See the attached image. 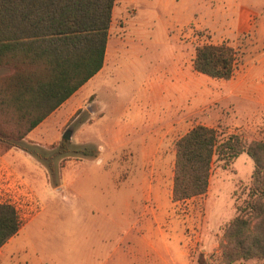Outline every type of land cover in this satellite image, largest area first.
<instances>
[{"label": "rangeland", "instance_id": "rangeland-1", "mask_svg": "<svg viewBox=\"0 0 264 264\" xmlns=\"http://www.w3.org/2000/svg\"><path fill=\"white\" fill-rule=\"evenodd\" d=\"M232 19L229 0H116L108 60L98 75L104 81L97 83L72 120L56 130L47 128L49 138L25 142L51 156L56 167L51 175L36 156L25 163L29 170L25 190L35 204L28 201L31 207L17 208L25 227L39 213L37 204L44 207L38 217L50 206L44 214L47 216L30 226L32 233H40L39 244L46 248L47 257L57 253L54 264H96L98 257L88 254L100 248L96 237L108 213L114 226L104 227V235L110 237L104 250H111L134 222L143 237L136 244L137 250H129L125 242L124 255L110 257L109 264H165L155 262L150 243L167 264H229L223 259L221 243L226 224L237 215L236 204L243 203L250 186L254 161L246 152L228 165L214 158L206 194L173 203L169 161L159 163L162 172L157 174L158 183L154 182L156 190L149 193L148 181L143 177L144 163L133 159L121 162L117 155L108 161L107 151L119 130L125 138L140 141L146 125H156L172 116L182 121L174 147L176 140L197 124L215 127L220 140L236 133L248 143L264 141L261 104L237 96L216 102L219 93L212 89L220 78L200 73L193 66L196 47L206 43L232 44L243 64L257 54L264 55V34H237L230 24ZM185 119L189 123L186 127ZM69 128L70 149L87 150L88 155H54ZM118 185L124 188V194L113 190ZM76 195L80 202L83 199L92 204L94 223L84 221L78 229L92 236L94 243L78 242L71 247V229L78 212L72 207ZM12 197V192L0 194L2 201ZM180 244L186 254L179 258Z\"/></svg>", "mask_w": 264, "mask_h": 264}, {"label": "trees", "instance_id": "trees-1", "mask_svg": "<svg viewBox=\"0 0 264 264\" xmlns=\"http://www.w3.org/2000/svg\"><path fill=\"white\" fill-rule=\"evenodd\" d=\"M116 0H0V150L20 147L56 172L54 160L23 139L101 70ZM238 50L228 42L195 49L194 69L230 79ZM73 117L71 118V120ZM62 140L54 155L69 152ZM242 152L254 161L250 186L221 243L227 263L264 264V141L232 133L219 139L215 127L197 124L175 142L172 201L204 196L214 158L225 165ZM15 206L0 202V247L21 228ZM200 264H202L199 261Z\"/></svg>", "mask_w": 264, "mask_h": 264}, {"label": "crops", "instance_id": "crops-1", "mask_svg": "<svg viewBox=\"0 0 264 264\" xmlns=\"http://www.w3.org/2000/svg\"><path fill=\"white\" fill-rule=\"evenodd\" d=\"M229 1L233 17L230 24L236 27L237 34H264V0ZM229 32H231V29H229ZM260 55L257 54L254 56V58H250L246 62L244 61V64L242 59L236 60L232 77L230 79L220 78L217 86H214L212 89L214 92L216 91L219 93V96L215 100L216 102L222 101L226 98L237 96L242 97L246 100H255L264 108V55ZM106 60H108V42L106 46L105 60L101 70L97 72L93 77H91L78 90H76L39 125L33 128L23 139V141L27 142L30 140L39 142V140L42 141L44 138H49L50 135L49 133H47L48 127H50V129L56 130L64 123H67L69 120H71V118L78 111H80L81 108H83L88 97L96 90L97 83L104 81L103 77H99L98 75L104 69ZM102 113L104 115L105 112L103 111ZM174 118L172 116L171 118L165 119L164 122L158 123L156 125H146V134L140 141H132L131 138H125L126 135H122L121 130H119L117 138H115L113 142L108 145V161H110V156L115 157L117 155L118 160L121 162H126L129 159H133V161L139 160L144 163V173L146 174L143 173V177L146 179V181H148V185L146 188L149 193H151L155 189L154 182L158 183L157 181H155L158 177L157 174H159V172H162L159 169V163H164L167 161L170 162L171 178H173L175 161L174 140L176 139V133L180 129L182 122L181 120H175ZM188 124L189 123L187 119H185V127ZM35 144L39 145L38 143ZM132 146L134 148H132ZM33 157L34 156L32 154L20 147H12L7 150H0L1 195L4 196L7 192L22 193L23 191H26L25 189L28 190V187H26L27 180L25 179V177L29 176V170L25 166V163H29L30 159ZM122 173L123 175H126L125 170H123ZM113 190H116L118 195L120 194V190H122L124 194V188L122 187L121 189L120 185L115 186ZM75 197L76 202L72 204V207L78 212H76L75 219H73V225L75 226L71 229L70 245L71 247H73L74 244H78V242H86L87 245L88 243L93 244V237L87 236V234L83 235L82 229H78V224L84 223V221L85 224L91 222L92 224L94 223L95 217L93 216V212L91 210L92 204L89 203V201H83L82 198V202H80L78 196L76 195ZM0 201L2 202L1 199ZM117 203H119L118 197ZM43 208L44 207L40 208L41 211L39 210V213L35 214L28 221H31V223L27 224L25 227L21 226L19 231L15 235H13L3 246L0 247V264L55 263L54 259L58 257L57 253H53L50 251L51 253H49V257H47L46 248L41 247L39 244L41 239L40 233L37 235L32 233V227L30 226L35 223L36 220H40L47 216L44 214L48 211L50 206H48V209L38 217V215L43 211ZM108 214L101 223V234L96 237V241L100 245V248H98L96 252L94 251L90 252L91 254H88V256H90L91 258L98 257L99 260L96 264H109L110 257H119L124 255L125 242H128L129 250H137L139 245L136 246V244H138L140 238H143L140 237L138 233L139 227L136 228V225L138 223L134 222L127 230V232H123V234H120L121 237L118 238V241L114 244L111 250H104L105 247L108 248L106 244L110 239L109 235H104V227L114 226V224L112 223V221L114 220H112ZM55 216L56 215H54V217ZM152 244L153 243H150L148 248H150V250H153V253L156 255L155 262L161 260V262L167 264V260L159 255V251L157 250L156 246H153ZM185 254L186 250L184 249V245L180 244L178 249L179 258L185 256ZM46 258H48L49 261Z\"/></svg>", "mask_w": 264, "mask_h": 264}, {"label": "built area", "instance_id": "built-area-1", "mask_svg": "<svg viewBox=\"0 0 264 264\" xmlns=\"http://www.w3.org/2000/svg\"><path fill=\"white\" fill-rule=\"evenodd\" d=\"M12 196L13 197H12V199L10 201H2V202L12 204L13 206H15L16 209L19 208L18 205L24 206L26 208V207H29V206L31 207L32 204H30V203L35 204L32 201V198L30 197L28 192H26V191H23L22 193L21 192L12 193ZM28 201H30V203ZM37 206L38 207L36 208V210H40V206L38 204H37Z\"/></svg>", "mask_w": 264, "mask_h": 264}, {"label": "water", "instance_id": "water-1", "mask_svg": "<svg viewBox=\"0 0 264 264\" xmlns=\"http://www.w3.org/2000/svg\"><path fill=\"white\" fill-rule=\"evenodd\" d=\"M71 136H72V129H67L64 134H63V138L65 139H71Z\"/></svg>", "mask_w": 264, "mask_h": 264}]
</instances>
